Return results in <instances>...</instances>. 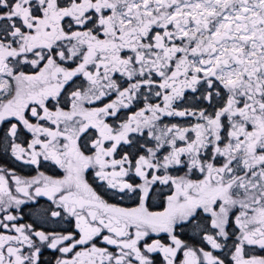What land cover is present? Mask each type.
Here are the masks:
<instances>
[{"label": "snow or ice", "instance_id": "6c2138e0", "mask_svg": "<svg viewBox=\"0 0 264 264\" xmlns=\"http://www.w3.org/2000/svg\"><path fill=\"white\" fill-rule=\"evenodd\" d=\"M0 264H264V0H0Z\"/></svg>", "mask_w": 264, "mask_h": 264}]
</instances>
